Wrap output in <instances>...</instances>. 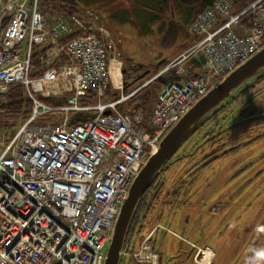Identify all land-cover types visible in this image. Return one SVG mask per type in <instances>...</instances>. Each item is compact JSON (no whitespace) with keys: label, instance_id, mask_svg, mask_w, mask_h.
Wrapping results in <instances>:
<instances>
[{"label":"built area","instance_id":"2783aa9c","mask_svg":"<svg viewBox=\"0 0 264 264\" xmlns=\"http://www.w3.org/2000/svg\"><path fill=\"white\" fill-rule=\"evenodd\" d=\"M73 2L0 0V94L21 85L31 101L14 134L0 137V264H104L151 150L215 81L264 47V0L240 10L233 0H212L187 27L193 43L127 91L120 40ZM168 74L174 79L147 120L137 99L122 109ZM112 90L118 95L109 98Z\"/></svg>","mask_w":264,"mask_h":264},{"label":"flooded vegetation","instance_id":"af4514ba","mask_svg":"<svg viewBox=\"0 0 264 264\" xmlns=\"http://www.w3.org/2000/svg\"><path fill=\"white\" fill-rule=\"evenodd\" d=\"M254 87L201 127L145 191L126 235L121 264H255L256 244H249L254 247L250 252L237 244L256 231L260 245L264 184L252 198L245 190L234 194L237 180L212 181L226 168L223 164L264 141V91ZM237 206L242 209L236 211ZM223 246L231 250L227 261Z\"/></svg>","mask_w":264,"mask_h":264},{"label":"water","instance_id":"95a60500","mask_svg":"<svg viewBox=\"0 0 264 264\" xmlns=\"http://www.w3.org/2000/svg\"><path fill=\"white\" fill-rule=\"evenodd\" d=\"M263 77L264 47L216 83L151 150L128 188L126 199L121 205L111 233L110 246L104 264H121L126 235L140 200L145 191L165 171L175 154L201 127ZM77 115L81 116V114ZM239 163V158L235 157L226 167L237 168ZM244 167L247 168V166ZM244 167L234 170L232 178L225 182H234L235 178L244 171ZM251 182L252 179L237 181V185L234 186L237 190L234 194L242 193ZM238 184H240L239 187Z\"/></svg>","mask_w":264,"mask_h":264},{"label":"rangeland","instance_id":"374dc122","mask_svg":"<svg viewBox=\"0 0 264 264\" xmlns=\"http://www.w3.org/2000/svg\"><path fill=\"white\" fill-rule=\"evenodd\" d=\"M114 1H115V4L113 5V12H115V9H116V12H118L116 16L118 17L116 20L112 19L114 23L113 28L116 29L115 25H118L119 27H121L120 29L122 33L121 32L119 33L118 30H116L117 32L115 30H112V31L115 35L114 38L120 40V42L117 45H118V51L120 54L119 62H121L120 71L122 73V78L124 81L125 76L126 77L128 76L126 74H129V73H134V74H131V76L133 75L139 78V75H136L137 71L139 72L141 71L142 76H143V73L147 71L148 72L147 76H145L142 79V81L137 84L139 85L142 82L150 79L152 76L155 75L151 66H156V64L159 63L161 59H163V56L166 57L164 58V61L173 59L174 55H176L179 51L177 50L175 51V53H171V55L168 56L170 52L163 51L162 49H160V46H159L161 34H157V35L153 34L152 37L150 38L151 40L150 41V40H147V36L140 37V35L137 34L138 31L133 26L134 23L131 22L130 23L131 26H130L122 22L123 20L122 18H126L127 21H129V18H132V17L134 18V8L133 7L135 6L136 0H114ZM76 3L80 7H84L83 5H85L86 7H94L98 9L99 12L101 11L100 14L103 15V17H106L104 16L105 9L111 8L108 6L114 2H112L111 0H81L80 2L76 1ZM96 9L94 10L99 14V12ZM136 9H139V6L135 7V10ZM109 21L111 22L110 19ZM1 25L4 27L5 21L2 22ZM132 27H134L136 30L133 29ZM124 68H126V71H123ZM148 68L150 69V71L148 70ZM124 72L126 73L125 75H124ZM217 82L218 81H215L214 84ZM252 87H254L253 90L256 89L255 91L259 90L258 93H263L264 77L259 79L255 84H253ZM114 91L115 90H112L109 98L114 97L112 96L114 94ZM235 101H238V100L236 99ZM128 107L129 105H127L126 107H122V109L126 110ZM18 125H19V122H18ZM11 133L12 131L10 130H1L0 137L6 136L5 138L8 139ZM184 146L185 145L181 147V150L184 148ZM237 157L240 160V163L237 166V168L241 167L242 165L246 163H247L246 164L247 168L244 167L245 168L244 171H242L240 176H238L235 179L237 181L252 179V182L249 184V186H247L244 193L248 192L250 195L253 194L252 196L253 198L254 196H256L257 193H260L262 191V188L260 185L264 184V141L261 140L256 146L244 149L243 151L237 154ZM227 165L228 164L226 163V164H223L222 166L226 167ZM235 169L236 167H233V168L226 167L222 172L219 171L220 176L215 177L212 181L225 182L227 179L232 178V173ZM237 203H239V200L237 201ZM241 209L242 208L239 206L236 209V211H239ZM257 235L258 234L255 231V235H252L251 237H245L246 236L245 235L242 238H239L238 239L239 243L237 244V246L245 250L249 249V251L247 252H250L251 248L253 249L254 247L250 248L249 244H251V246L253 243L256 244V247L254 249L256 250L255 264H264V233L262 234L263 238L262 240H260V245L258 246H257V240H256ZM243 244H245L244 247H243ZM221 249L223 251V254L225 252L228 253V256L226 257V261H227L229 258V254H231V250L227 249L224 246L221 247ZM222 251L219 249V255L221 254ZM231 261H233L232 258H231Z\"/></svg>","mask_w":264,"mask_h":264},{"label":"trees","instance_id":"16d2710c","mask_svg":"<svg viewBox=\"0 0 264 264\" xmlns=\"http://www.w3.org/2000/svg\"><path fill=\"white\" fill-rule=\"evenodd\" d=\"M74 1V2H73ZM81 0H71L75 3ZM212 0H143L141 3L136 4L134 8V18H129L134 23L133 26L137 28L139 34L152 33L153 25L158 27V33L161 34L160 49L163 51H170L174 49L177 43L181 30V24L176 23L173 18V13L182 11L188 20L194 19L202 10L211 4ZM251 0H246V6ZM139 9L135 10V7ZM83 8V7H82ZM242 8V7H241ZM118 17V16H117ZM6 24V23H5ZM191 45V44H190ZM36 56L32 58V65H38ZM168 61L161 60L156 66H151L154 74L160 71ZM132 67V66H131ZM132 69V68H131ZM150 71V69L148 68ZM126 71V68H124ZM146 71V70H145ZM138 72V71H137ZM126 73L124 72V75ZM124 79L125 89L129 91L134 88L142 79L138 80L136 76H131ZM137 75V73H136ZM37 76V75H33ZM174 77L168 74L165 78L157 79L146 86L138 95L128 104L133 106V101L136 99L140 101L139 105L134 107L135 111L142 110L144 119L147 120L154 108L155 102L158 98L160 90L166 81L173 80ZM116 91L112 96L116 95ZM46 104L60 105L59 101L54 99H42ZM129 107V108H130ZM31 101L26 95L25 89L21 85H13L9 90L0 94V131H12L10 137L14 134L19 118L22 114L30 113ZM126 109V108H125ZM9 137V138H10Z\"/></svg>","mask_w":264,"mask_h":264},{"label":"crops","instance_id":"0c3cea01","mask_svg":"<svg viewBox=\"0 0 264 264\" xmlns=\"http://www.w3.org/2000/svg\"><path fill=\"white\" fill-rule=\"evenodd\" d=\"M112 2H114V3H112V4H110L108 7H111V8H106L105 9V11H104V16H106V17H103V15H101L100 13H101V11L99 12L98 11V9H96V8H94V7H86L85 5H83L84 7L83 8H87V9H91V10H93L94 12H96L94 9H96L98 12H99V14L98 15H100L101 16V20H102V23L104 24V26L110 31V32H112L113 33V31L112 30H118V32L120 33H122V31H121V27H119L118 25H115L116 26V29L115 28H113V21H112V19H114V20H116L117 19V16H116V14L118 13V12H116V9H115V12H113V5L115 4V1L114 0H111ZM141 1L142 0H136L135 1V5L136 4H138V3H141ZM234 1V3H235V7L236 8H241V7H243V5L245 4V3H247L246 2V0H233ZM92 8H94V9H92ZM111 20V22L109 21V19ZM173 18H174V20H175V22L176 23H180L181 24V33H180V35H179V37L177 38V43H176V46L174 47V49H172V50H170V51H168V52H170V54L168 55V56H170L171 55V53H175V51H179V52H182L183 50H185L191 43H192V39L188 36V34H187V31H186V28H187V26H188V24L193 20H188L187 18H186V16L183 14V12L182 11H179V12H174L173 13ZM123 20H122V22H124V23H126L127 25H130V23H131V21L132 20H130L129 19V21H127L126 20V18H122ZM131 26V25H130ZM133 29H135L134 27H132ZM128 29V28H127ZM137 29V28H136ZM135 29V30H136ZM158 27L156 26V25H153V27H152V33H149V34H139V33H137L138 35H140V37H144V36H147V40H150V38L152 37V35L153 34H155V35H157V34H159L158 33ZM237 31L239 32V33H242L243 32V29L242 28H237ZM117 32V31H116ZM161 39V38H160ZM151 41V40H150ZM160 43V42H159ZM179 52L176 54V55H174V57H176L178 54H179ZM167 56V57H168ZM164 58H166V57H164L163 56V59H161V60H164Z\"/></svg>","mask_w":264,"mask_h":264},{"label":"bare ground","instance_id":"6f19581e","mask_svg":"<svg viewBox=\"0 0 264 264\" xmlns=\"http://www.w3.org/2000/svg\"><path fill=\"white\" fill-rule=\"evenodd\" d=\"M112 79L115 85H117L118 79H120L119 66L115 63L112 65Z\"/></svg>","mask_w":264,"mask_h":264}]
</instances>
